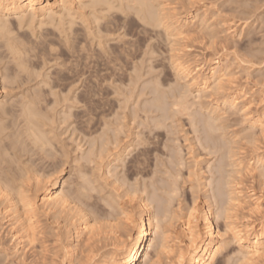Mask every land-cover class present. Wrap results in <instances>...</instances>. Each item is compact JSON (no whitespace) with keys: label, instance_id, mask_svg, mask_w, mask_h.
Returning <instances> with one entry per match:
<instances>
[{"label":"rangeland","instance_id":"rangeland-1","mask_svg":"<svg viewBox=\"0 0 264 264\" xmlns=\"http://www.w3.org/2000/svg\"><path fill=\"white\" fill-rule=\"evenodd\" d=\"M47 1L52 3L60 0L42 2L45 4ZM116 1H111L116 7L113 10L107 8L108 5L96 7L95 10L99 13L94 10L95 14L87 8L81 12L74 9L72 18L56 16L58 19L54 18V23V20L46 21L47 17H38L32 22L34 25L27 20V23L25 20L19 23L17 15L0 14L4 24H0V84H3V93L0 94L3 106L0 109V188L4 183L2 186L14 200L20 197L18 195H23L36 204L35 211L27 213L23 210V213L32 217L30 225L27 224L31 246L28 244L25 249L27 252L20 256L12 253L9 223L6 218L3 219L9 211L4 207L6 203L0 196V212L5 209L7 211L4 215L0 214V264H104L115 245L119 248L121 244L119 249L130 245L136 233V201L141 197L152 199L153 211H161L162 218L160 217L159 223L164 222L165 227L161 224L162 230L165 229V234H171L167 235L171 257L170 260H164L163 264H172L177 250L180 247L185 249L182 224L189 219L188 214L192 207H196L199 213L206 211L208 205L213 209H221H217L218 217L214 221L221 234L230 224L231 227L239 229L253 225L257 230L264 223V0H150L153 9L160 3L176 19L198 15L197 20L193 18L184 30V41H179V44L175 42L174 45H178L174 48L172 40V44L169 41L171 38L168 37L167 40L161 28L140 20L137 12L139 6L136 3L123 1L122 4L117 1V4ZM120 6L123 10L118 8ZM93 15L100 20L95 17L98 22H94ZM199 17L206 21L200 23ZM67 20H72V24H68ZM46 22L49 26L45 25ZM62 24L65 25L61 29L56 27ZM62 29L66 30V36ZM9 43L16 48L9 49ZM17 45L21 46L20 49ZM173 54H177L190 65L194 61L211 62L216 58L227 61L230 72L222 83L221 91L201 93L200 99L195 87L189 88L191 90L188 92L189 82L182 76L178 77L173 69ZM169 57H172V61ZM185 91L188 96L182 101L178 94L182 95ZM232 97H238L239 108L246 105L252 120L244 117L238 106L234 111L221 104V99L229 101ZM26 100L30 101L27 103ZM158 101L162 102V110L165 112H159L161 106ZM182 102L186 103V108ZM156 105L159 108H155ZM176 105H179L177 107L182 112L178 111ZM26 108H31L33 112L38 110L34 112L32 122L38 119L37 122L42 128L34 123L35 126L43 133L47 145L50 141L48 147L46 145L42 148L45 151L39 149L40 146L33 142L32 137L28 141L27 126L22 114ZM188 108L192 109L190 113ZM258 119L260 127L255 124ZM201 120L206 123L200 122ZM253 122L255 125H252ZM203 126L206 133L210 129L208 138ZM4 135L6 137H2ZM114 135L118 137L115 138ZM157 141L159 142L155 143ZM32 143L35 145L32 146ZM101 143L105 144L102 145L103 148ZM148 149L150 152L146 153L145 150ZM142 152L147 154H142L144 159L140 157ZM133 157L134 160L131 159ZM175 158L177 162H173ZM141 162H146V166L142 167L141 164L142 170ZM134 167H139L141 172L138 173V168L136 170ZM28 171L29 174L34 172V175L27 177ZM24 175L27 180L23 178ZM35 176L42 181L49 179L48 176L51 177L49 180L57 178V187L54 190L61 189L67 196L70 194L69 199L72 194L70 201L73 200L74 203L70 202L71 206H76L74 208L82 211L87 222L89 220V225L94 229L92 236H84L77 242L75 236L70 237L76 224L74 219L70 220L72 212L59 214L41 208L39 199L43 197L47 186L39 184L38 188L33 182L36 181L34 178L37 179ZM172 178L178 188L170 180ZM30 179L33 181L28 182ZM23 180L26 183H21ZM171 182L177 189L176 194H173L175 199L172 194H167L166 186L171 189ZM161 187H164L163 191ZM240 191L245 192L248 197L243 195L244 198H241ZM169 196L173 197L172 200H169ZM231 197L239 200V208L232 207L229 201ZM156 198L161 199L162 208ZM165 198L171 203H163ZM131 199L134 200L132 204L129 202ZM255 201L259 208L253 205ZM119 202L123 203L120 205ZM126 206L132 208L131 221H126L123 216L122 209ZM164 209L165 213H162ZM172 235H176V238L177 235L180 236L177 241L181 244ZM228 236L223 238L224 250L221 251L226 256L221 253L219 256L224 258V264H240L239 246ZM65 246L72 247V256L66 254ZM255 264H264V254Z\"/></svg>","mask_w":264,"mask_h":264},{"label":"bare ground","instance_id":"bare-ground-1","mask_svg":"<svg viewBox=\"0 0 264 264\" xmlns=\"http://www.w3.org/2000/svg\"><path fill=\"white\" fill-rule=\"evenodd\" d=\"M43 0H0V14H12V15H17L18 19H19V23H22L23 20H27L29 22H32L34 23V20L38 17H47V20L46 21H52L54 20V18H56V16H58L60 18V16L62 17H65V16H68V19H70L69 17H73L72 14H73V10L74 9H77L79 12H81V10L83 11V9H90V11H94L95 8H99L98 6H101L103 7V5H108L107 8H110V9H114L116 8L113 4H111L112 2L111 1H115V0H88V2H84L83 0H60V1H54L52 3L50 2H46L45 4H43L42 2ZM119 2H121L122 4L123 1L124 2H133L134 4L136 3V5L139 6V11L138 12V16L140 18V20H142L143 22L148 23L149 25H154L156 27H159L161 28L166 36H167V40H168V37L171 38L169 41L173 42V48L175 46H177L179 44V41H184V30L187 28V26L189 24H191V21L193 20V18H196L194 20H197V14L192 16L191 18H182V19H176V17L174 18L173 15L171 13H169L170 11L165 8L164 5H160V3L158 4V7L153 9V7L150 6V0H117ZM116 1V3H117ZM115 3V2H114ZM119 4V3H117ZM121 4V5H122ZM127 4V3H126ZM133 4V5H134ZM113 5V8L111 7ZM132 5V4H131ZM132 5V6H133ZM160 5V6H159ZM105 6V7H106ZM123 6V5H122ZM135 6V5H134ZM164 6V7H163ZM131 7V6H130ZM106 8V9H107ZM119 9L122 8L121 6L118 7ZM138 8V7H137ZM136 8V9H137ZM55 9H59L58 10H55ZM109 9V10H110ZM118 9V10H119ZM131 9V8H130ZM167 9V10H166ZM97 10V9H96ZM95 10V11H96ZM101 10V9H100ZM103 10V9H102ZM120 10H123L120 9ZM125 10V9H124ZM134 10V9H132ZM58 11V12H57ZM76 11V10H75ZM77 11V12H78ZM85 11V10H84ZM89 11V12H90ZM93 12L94 14L96 12ZM108 11V10H107ZM128 11V10H127ZM61 12H63V14H61ZM76 12V13H77ZM88 12V13H89ZM98 12V10H97ZM102 12V11H101ZM109 12V11H108ZM123 12V11H122ZM125 12V11H124ZM135 12V11H134ZM75 13V14H76ZM99 13V12H98ZM136 13V12H135ZM91 14V13H90ZM176 14V13H175ZM204 14H205V11H204ZM137 15V14H136ZM3 16V15H2ZM75 16V15H74ZM94 16V20H95V17L96 15H93ZM136 16V17H138ZM6 17V16H4ZM8 17V16H7ZM179 17V16H178ZM98 18V17H96ZM138 18V19H139ZM200 18V17H199ZM58 18H56L57 20ZM45 20V19H44ZM54 20L53 23L56 21ZM62 20V19H61ZM73 20H75L73 18ZM97 20H100L99 18ZM6 21V20H5ZM18 21V20H17ZM26 21V23H27ZM63 21V20H62ZM72 21V20H71ZM70 20L68 21L67 20V23L68 22H71ZM93 21V20H92ZM203 21H206V20H203L200 18V23H203ZM24 22V21H23ZM73 22V21H72ZM71 22V24H72ZM94 22H98V21H94ZM5 23V22H4ZM9 23V22H8ZM25 23V25H26ZM47 23V22H46ZM63 23V22H62ZM0 24L1 26H4L3 24V20L0 19ZM24 24V23H23ZM51 24V23H50ZM69 24V23H68ZM75 23H73L74 25ZM22 25V24H21ZM34 25V24H32ZM43 25V23H42ZM45 25H48L45 24ZM45 25L43 27H45ZM65 24H62L59 25L60 27L56 26L57 28H62ZM110 25V24H109ZM148 25V26H149ZM205 25V24H204ZM0 26V29L2 28ZM30 26V25H29ZM40 28L41 25L39 24L38 25ZM49 26V25H48ZM47 26V27H48ZM55 26V25H53ZM70 26V25H69ZM34 27V26H32ZM55 27V28H56ZM28 28V27H27ZM192 28V27H191ZM59 29V30H60ZM71 28L69 27V30ZM7 30V29H6ZM39 30V29H38ZM41 30V29H40ZM63 30V29H62ZM61 31V30H60ZM64 31V34L66 33L65 29L63 30ZM72 31V30H71ZM34 33V32H33ZM73 33V31H72ZM3 34V33H2ZM36 34V33H35ZM69 34V33H68ZM61 35V34H60ZM186 35V34H185ZM10 36V34H9ZM44 36V35H43ZM66 36V34H65ZM70 36V34L68 35ZM3 37V36H2ZM49 37V36H47ZM64 37V36H63ZM6 39V38H5ZM35 39V38H34ZM44 39V38H43ZM65 39V38H64ZM71 39V37H70ZM22 40V39H21ZM40 41V40H39ZM68 41V40H67ZM52 42V41H51ZM169 42V43H170ZM171 42V44H172ZM177 42L178 44L174 45V43ZM14 43V42H13ZM50 43V42H49ZM10 44V43H9ZM27 44V43H26ZM43 44L47 45V42H44ZM8 45V44H7ZM34 45V44H32ZM182 45V44H181ZM18 46V45H17ZM20 46V45H19ZM18 46V49H20ZM25 46V45H24ZM37 46V45H36ZM51 46V45H50ZM172 46V45H171ZM21 47V46H20ZM35 47V46H34ZM53 47V46H52ZM179 47V46H178ZM182 47V46H180ZM8 48L9 49H14L16 48V46H13V44L11 45H8ZM31 48V47H30ZM42 48V47H41ZM49 48V47H48ZM54 48V47H53ZM4 49V48H3ZM37 49V48H36ZM57 49V47H56ZM71 49V48H70ZM82 49V48H81ZM171 49V47H170ZM39 50V49H38ZM178 50V49H177ZM20 51V50H18ZM18 51H15V52H18ZM45 51V50H43ZM48 51V50H47ZM52 51V50H51ZM58 51V50H57ZM171 51V50H170ZM175 51V49L173 50ZM15 52H13L15 54ZM26 52V51H25ZM40 52V51H39ZM46 52V51H45ZM44 52V53H45ZM71 52V51H70ZM74 52V51H73ZM30 53V52H28ZM47 53V52H46ZM54 53V52H53ZM11 54V53H10ZM9 54V55H10ZM17 54V53H16ZM15 54V55H16ZM32 54V53H30ZM29 54V55H30ZM38 54V52H37ZM23 55V54H21ZM40 55V54H39ZM174 55V54H173ZM177 55V54H176ZM174 55V58L170 60L173 62V69L176 71V74H178V77L179 76H182V78L186 81H187V90L189 92V88L191 87H195V92H197V97L198 99H200V94L201 93H216L217 91H221V87L223 86V81L227 79V76H229V72L228 71V64H226V62L223 60V59H220V58H216V59H213L211 62L209 61H203V62H196L194 61L192 64L193 65H190V63L188 64V62L186 61H183L180 57H178V55L176 56ZM1 56V55H0ZM41 56V55H40ZM43 56V55H42ZM51 56V55H50ZM55 56V55H54ZM19 57V56H18ZM12 58V57H11ZM17 58V56H16ZM21 58V57H19ZM37 58V57H36ZM14 59V57H13ZM24 59V58H23ZM11 60V59H10ZM16 60L14 59V62ZM57 61V60H56ZM23 62H25L23 60ZM19 63V62H18ZM230 63V62H229ZM45 64V63H43ZM20 65V64H19ZM24 65V64H23ZM22 66V65H21ZM27 66V65H26ZM45 66V65H44ZM20 67V66H19ZM23 68V67H22ZM35 68V67H34ZM21 69V67H20ZM25 69V68H24ZM36 69V68H35ZM34 69V70H35ZM33 70V71H34ZM41 70V69H40ZM27 71V70H26ZM31 71V70H30ZM228 72V73H227ZM175 73V72H174ZM67 74V73H66ZM2 76V75H1ZM10 77V76H9ZM39 77V76H38ZM41 77V76H40ZM62 77V76H61ZM7 78V77H6ZM63 78V77H62ZM10 79V78H9ZM63 80V79H62ZM30 81V80H29ZM182 81V80H181ZM45 82V81H44ZM1 83V81H0ZM39 83V82H38ZM43 84V83H42ZM3 85V84H2ZM2 85L0 84V94L3 93L2 92ZM23 85V84H22ZM28 85V84H27ZM169 86V85H168ZM38 87V86H37ZM176 87V86H175ZM41 88V87H40ZM186 88V87H185ZM164 89V88H163ZM30 90V89H29ZM28 90V92H29ZM159 90V89H158ZM184 90V88H183ZM5 92V90H4ZM159 92V91H158ZM187 91L183 92L182 95L178 94V96H180L179 98L183 101L185 100L186 93ZM160 93H163V92H160ZM37 94V93H36ZM41 94V93H40ZM32 95V94H31ZM159 95H162V94H159ZM167 95V94H166ZM217 95V94H216ZM30 96V95H29ZM33 96V95H32ZM40 96V95H38ZM203 97V96H202ZM207 97V96H206ZM210 97V96H209ZM33 98V97H32ZM38 98V97H37ZM41 98V97H40ZM178 98V99H179ZM204 98V97H203ZM66 99V98H65ZM165 99V98H163ZM187 99V98H186ZM194 99V97H193ZM208 99V98H207ZM25 100V99H24ZM34 100H35V97H34ZM33 100V102H34ZM39 100V99H38ZM209 100V99H208ZM216 100V99H215ZM1 101V100H0ZM30 101V100H29ZM28 101V102H29ZM37 101V100H36ZM157 101V100H156ZM173 101V100H172ZM220 101V100H219ZM238 101V97H232L231 99H229V101L226 99H221V104L223 105H227L228 108L230 109H237V106L239 108V105L240 103L237 102ZM27 102V100H26ZM27 102V103H28ZM32 102V101H31ZM39 102H41L39 100ZM67 102V101H66ZM179 102V100H178ZM177 102V103H178ZM26 103V104H27ZM162 103V102H161ZM160 101H158V104H160V108L159 106L157 107V105L155 106V108H159V112L160 110L163 111L164 108H163V105H161ZM176 103V104H177ZM181 103V102H180ZM25 104V103H24ZM30 104V103H29ZM32 104V103H31ZM36 104V103H35ZM33 104V105H35ZM156 104V103H155ZM153 104V105H155ZM165 104V103H164ZM175 104V103H174ZM183 106L186 108L185 104L182 102ZM1 102H0V109L3 107L1 106ZM40 105V104H39ZM72 105V104H71ZM171 105V104H170ZM242 105V104H241ZM175 106V105H174ZM177 106L179 105H176V108H178ZM182 106V105H181ZM182 106V108L184 109V107ZM208 106V105H207ZM212 106V105H211ZM246 105L243 104L241 108H239V110L241 111L240 113L242 115H244V117H247V119L249 118V120L251 119V116H250V113L248 112L249 109L247 110L246 108ZM24 108V106H23ZM35 108V107H33ZM154 108V106H153ZM174 108V107H173ZM172 108V109H173ZM175 108V109H176ZM195 108V107H194ZM210 108V107H209ZM212 108V107H211ZM219 108V107H218ZM22 109V108H21ZM163 109V110H162ZM181 109V108H180ZM178 108V111L180 110ZM197 109V108H196ZM37 110V109H36ZM35 110V111H36ZM140 110V109H139ZM171 110V109H170ZM189 110V108H188ZM192 110V109H191ZM191 110H189L188 113L191 112ZM201 110V109H200ZM203 110V109H202ZM3 111V110H2ZM34 111V112H35ZM38 111V110H37ZM154 111H156L154 109ZM168 111V110H167ZM172 111V110H171ZM169 111V113L171 112ZM177 111V113H178ZM211 111V110H210ZM4 112V111H3ZM12 112V111H10ZM33 110L31 108H26V110L22 111V114L25 118V124L27 126V133H28V141H29V138L32 137L33 138V142L37 145L40 146L39 149H42L44 146L47 145V140L45 139L44 135L42 132H39L40 130L38 126H40V123L38 124L37 120L36 122L34 121L35 124H38V128L35 126V124L32 122V119L35 117V114H34ZM158 112V111H157ZM165 112V111H163ZM162 112V113H163ZM179 112H182V111H179ZM184 112V111H183ZM195 112V111H194ZM208 112V111H207ZM5 113V112H4ZM9 113V112H8ZM14 113V111H13ZM37 113V112H36ZM168 113V114H169ZM18 114V112H17ZM39 114V113H38ZM47 114V113H46ZM151 114V113H150ZM166 114V115H168ZM176 114V113H175ZM185 114V113H184ZM192 114V113H191ZM212 114V113H211ZM41 115V114H40ZM67 115V114H66ZM164 115V114H163ZM180 115V114H179ZM187 115V114H186ZM17 115H15L16 117ZM21 116V115H20ZM182 116V115H181ZM188 116V115H187ZM185 116V117H187ZM191 116V115H189ZM162 117V115H161ZM165 117V116H164ZM171 117V116H170ZM173 117V116H172ZM6 118V117H5ZM17 118V117H16ZM21 118V117H20ZM40 119V117H38ZM176 118V117H175ZM192 118V117H191ZM194 118V117H193ZM192 118V119H193ZM22 119V118H21ZM190 119V118H189ZM208 119V118H206ZM205 119V121H206ZM6 120V119H5ZM13 120V119H12ZM15 120V119H14ZM46 120V119H45ZM147 120V119H146ZM171 120V119H170ZM204 120V119H203ZM209 120V119H208ZM211 120V119H210ZM209 120V121H210ZM248 120V121H249ZM252 120V119H251ZM17 121V120H16ZM41 121V119L39 120ZM48 121V120H46ZM193 121V120H192ZM204 121V122H205ZM257 122H253L252 125H257L260 127L261 123H259V119L256 120ZM3 122V121H2ZM171 122V121H170ZM194 122V121H193ZM202 122V120L200 121ZM199 122V123H200ZM202 122V123H204ZM208 122V121H207ZM192 123V122H191ZM196 123V122H195ZM206 123V122H205ZM255 123V124H254ZM17 124V122H16ZM46 124V123H45ZM44 124V125H45ZM160 124V123H158ZM174 124V123H173ZM156 125H157V122H156ZM163 125V124H162ZM201 125V124H200ZM203 125V124H202ZM207 127L209 126V124H206ZM212 125V124H210ZM9 126V124H8ZM17 126V125H16ZM105 126V125H104ZM158 126V125H157ZM173 126V125H172ZM195 126V124H194ZM205 126V125H204ZM204 126L202 127V129L204 128ZM213 126V125H212ZM221 126V125H220ZM223 126V125H222ZM15 127V126H14ZM23 127V126H22ZM41 127V126H40ZM114 127V126H113ZM149 127V126H148ZM159 127V126H158ZM219 127V126H218ZM255 127V126H254ZM263 127V126H261ZM18 128V127H17ZM42 128V127H41ZM44 128V127H43ZM117 128V127H116ZM120 128V127H119ZM154 128V127H153ZM156 128V127H155ZM193 128V127H192ZM211 128V127H210ZM213 128V127H212ZM13 129V128H11ZM118 129V128H117ZM122 129V128H121ZM152 129V128H151ZM161 129V125H160V128ZM2 130V129H0ZM44 130V129H43ZM46 130V129H45ZM104 130V129H103ZM115 131V129H113ZM119 130V129H118ZM158 129H156L155 131H157ZM195 130V129H193ZM210 129H208L209 131ZM213 130V129H212ZM218 130V129H217ZM153 131V130H152ZM203 131H205V134L207 135L206 133V129ZM9 132V131H8ZM19 132V131H18ZM24 132V130H23ZM26 132V130H25ZM46 132V131H45ZM113 132V131H112ZM156 132H154V135H156ZM211 132V131H210ZM20 133H21V130H20ZM159 133V132H158ZM225 133V132H224ZM213 134V133H212ZM21 135V134H20ZM48 135V134H47ZM153 135V136H154ZM25 136V135H24ZM51 136V135H50ZM103 136V135H101ZM109 136V135H108ZM115 138L116 136L118 137V135H114ZM113 136V137H114ZM152 136V137H153ZM2 137H6V135L2 136ZM104 137V136H103ZM149 138V136H147ZM155 137V136H154ZM196 137V135H195ZM201 137V136H200ZM210 137V136H209ZM221 137V136H220ZM1 138V137H0ZM16 138V136H15ZM206 138H208V135L206 136ZM225 138V137H224ZM5 139V138H4ZM24 139V138H23ZM235 139V138H234ZM15 140H18V139H15ZM110 140V139H109ZM114 141V139H111ZM227 140V139H226ZM8 141V140H7ZM14 141V140H13ZM12 141V142H13ZM49 141V140H48ZM209 141V139H208ZM236 141V140H234ZM32 142V141H31ZM50 142V141H49ZM48 142V145H50V143ZM107 142V140H106ZM111 142V141H110ZM116 142V140H115ZM118 142V141H117ZM159 141L155 142V143H158ZM201 142V141H200ZM3 143V142H2ZM19 143V141H18ZM23 143V141H22ZM100 143V142H99ZM170 143V142H169ZM21 144V142H20ZM24 144V143H23ZM31 144V143H30ZM34 144V145H35ZM110 144H113V143H110ZM119 144V143H118ZM148 144V143H147ZM17 145V144H16ZM15 145V146H16ZM33 143H32V146H34ZM47 145V147H48ZM79 145V144H78ZM102 145H105V144H102L101 143V148ZM109 145V144H108ZM117 145V143L115 144ZM122 145V144H121ZM169 145V144H168ZM15 146H14V149H15ZM27 146V144H26ZM129 146V145H128ZM11 147V145H10ZM80 147V146H79ZM105 148H107L106 146H104ZM117 147V146H116ZM124 147H127L124 146ZM145 147V146H144ZM179 147V146H177ZM203 147V146H202ZM3 148V147H2ZM5 148V147H4ZM46 148V147H45ZM176 148V147H175ZM205 148V147H204ZM207 148V147H206ZM35 149V148H34ZM116 149V148H114ZM202 149V148H201ZM17 150V149H16ZM32 150V149H31ZM110 150V149H109ZM108 150V151H109ZM124 150V149H123ZM130 150V149H129ZM177 150V149H176ZM229 150V149H228ZM28 151V150H27ZM33 151V150H32ZM42 151H45L42 149ZM79 151V150H78ZM101 151V150H100ZM105 151V155H106V150ZM119 151V150H118ZM147 151L146 153H148L149 149L148 150H145ZM175 151V150H174ZM214 151V150H212ZM29 152V151H28ZM38 152V151H37ZM40 152V150H39ZM121 152V151H120ZM129 152V151H128ZM144 152V151H143ZM143 152L141 153V155L143 154ZM150 152V151H149ZM178 152V151H177ZM47 153V152H46ZM56 153V152H55ZM64 153V152H63ZM73 153V152H72ZM82 153V152H81ZM94 153V152H93ZM96 153V152H95ZM98 153V152H97ZM166 153V152H165ZM182 153V152H181ZM2 154V153H1ZM19 154V153H18ZM25 154V153H24ZM44 154V152H43ZM91 154V153H90ZM103 154V153H102ZM127 154V152H126ZM7 155V154H6ZM64 155V154H63ZM82 155V154H81ZM87 155V154H86ZM94 155V154H93ZM96 155V154H95ZM137 155V154H136ZM144 156L147 155V154H143ZM140 156L141 158L143 157ZM179 155V154H178ZM218 155V154H217ZM44 156V155H42ZM69 156V155H68ZM100 156H101V153H100ZM114 156V155H113ZM118 156V155H117ZM230 157V155H228ZM232 156V155H231ZM6 157V156H5ZM32 157V156H31ZM102 157V156H101ZM136 157V156H135ZM174 157V156H173ZM54 158V157H53ZM100 157H98L99 159ZM117 158V157H116ZM120 158V157H119ZM180 158V156H179ZM217 158V157H215ZM43 160V158H41ZM47 159V158H46ZM83 159V158H82ZM124 159V158H123ZM131 159H135L134 157L131 158ZM138 159V158H136ZM144 159V157L142 158ZM220 159V158H219ZM41 160V161H42ZM45 160V159H44ZM71 160V159H70ZM78 160V159H77ZM101 160V159H100ZM98 160V161H100ZM103 160V159H102ZM117 160V159H116ZM141 160V159H139ZM174 161L173 162H177L175 161V159H173ZM178 160V159H177ZM214 160V159H213ZM25 161V160H24ZM89 161V160H87ZM131 161V160H130ZM129 161V162H130ZM142 161V160H141ZM145 161V160H144ZM180 161V160H179ZM46 162V161H45ZM81 162V161H80ZM91 162H93L91 160ZM90 162V163H91ZM97 162V161H96ZM136 162H138L139 164V161L137 160ZM135 162V163H136ZM38 163V162H37ZM65 163V162H64ZM184 163V162H183ZM81 164H84V163H81ZM133 164V163H131ZM141 164H142V167L143 165L146 164L145 163H140V169H141ZM179 164V162L177 163ZM176 164V165H177ZM211 164V163H210ZM217 164V163H216ZM219 164V163H218ZM8 165V164H7ZM24 165V164H23ZM46 165V164H45ZM91 165V164H90ZM31 166V165H30ZM74 166V165H73ZM85 166V164H84ZM108 166V165H107ZM123 166V165H122ZM138 166V165H136ZM146 166V165H145ZM144 166V167H145ZM124 167V166H123ZM177 167V166H176ZM213 167V166H212ZM30 168V167H29ZM34 168V166H33ZM81 168V167H80ZM132 168V167H131ZM136 167H134L135 169ZM138 168V173L141 172V170L143 169H139ZM136 168V170H137ZM179 168V167H178ZM182 168V167H180ZM216 168V167H215ZM43 169V167L41 168ZM75 169V167H74ZM79 169V168H78ZM133 169V168H132ZM176 169V168H175ZM211 169V168H210ZM33 170V169H32ZM40 170V169H39ZM60 170V169H59ZM108 170V169H107ZM111 170V169H110ZM140 170V171H139ZM167 170V169H166ZM216 170V169H215ZM22 171V169H21ZM34 171V170H33ZM37 171V170H35ZM42 171V170H41ZM47 171V170H46ZM80 171V170H79ZM179 171V170H178ZM13 172V171H12ZM11 172V173H12ZM110 172V171H108ZM154 172V171H153ZM169 172V171H168ZM217 172V171H216ZM22 173V172H21ZM31 173L33 174L34 172L31 171ZM42 173V172H41ZM137 173V172H136ZM10 174V173H9ZM26 174V172H25ZM28 176L29 175H32V174H29V171H28ZM79 174V173H78ZM168 174V173H167ZM11 175V174H10ZM16 175V174H15ZM34 175V174H33ZM36 175V174H35ZM38 175V174H37ZM111 175V174H110ZM171 175V174H170ZM26 175L23 176V178L25 177ZM47 176V175H46ZM45 176V177H46ZM114 176V175H113ZM214 176V175H213ZM19 177V176H17ZM27 177H25V180H27ZM36 177V176H35ZM45 177H44V180H45ZM173 177V176H171ZM34 178V177H33ZM37 179L34 178V180L36 181H33L32 179L28 180V182L30 181H33L35 182L34 184H36V186L38 185V188H39V184H41L40 186L42 185H46V189L44 188V186L42 188L45 189V193L43 195V197H41L40 200V204H41V208L45 211H52V213L54 211L58 212L59 214H62L64 212H72V215H71V221L74 219V222H76L75 226H74V231H72L73 233H71L70 237L71 236H75V238L77 239V242H79L81 239H83L82 237L84 236H87L89 238V236H92L93 234V230L91 228V226L89 225V220L87 222L86 220V217L84 214H82V211H79L78 208H74L71 206V203L73 202V200L70 201V199L72 198V194H71V198L69 199V195L67 196L63 190L60 189V191H55L54 189L57 187V178H54V179H51L49 180L51 177L48 176L49 179L45 180V181H42L40 179H38V177H36ZM41 179H43V177L40 176ZM47 178V177H46ZM167 178V177H166ZM240 178V177H239ZM4 179V178H3ZM19 179V178H17ZM16 179V180H17ZM8 180V179H7ZM6 180V181H7ZM22 180V179H21ZM23 180L22 182L21 181H17L18 183L21 182L24 184V181ZM49 180V181H48ZM116 180V179H114ZM118 180V179H117ZM169 180V179H168ZM172 180V182L174 181L175 182V179L172 178L170 179ZM13 181V180H12ZM11 182V181H10ZM32 182V183H33ZM171 182V183H172ZM209 182V181H208ZM226 182V181H225ZM229 182V181H228ZM20 183V184H21ZM26 183V181H25ZM9 184V183H8ZM13 184V183H11ZM15 184V183H14ZM89 184V183H88ZM173 184V183H172ZM230 184V183H229ZM4 185V183L2 184ZM2 188H0V196L1 198L5 201L4 203H6V206L4 207H7L8 208V213H6L7 211L5 210H1L0 214H5V217H3V219H7V222L9 223V230H10V233H11V241H10V245L12 243V250L14 254H19L20 256L25 254V251L27 252L26 247L27 245L29 244L31 246V239L29 237V233L27 232V226L30 225L29 223L32 221V217H30L29 215H26V213H23V210H26L27 213H30L31 211H35V207H36V204L34 202H32L31 200L28 199V197L26 198L25 196L23 197V195H18L20 197L17 198V200H14L13 196H11L6 190V188L4 186H2ZM6 185V184H5ZM19 185V184H18ZM17 185V186H18ZM32 185V184H31ZM153 185V184H152ZM170 185V184H169ZM175 185H176V182H175ZM8 187V185H6ZM10 186V185H9ZM35 186V187H36ZM90 186V185H89ZM88 186V187H89ZM174 186V184L172 185V187ZM178 185H176V188ZM211 186V185H210ZM12 187V185H11ZM21 187V186H20ZM85 187V185H84ZM146 187V186H145ZM156 187V186H155ZM171 189H169L168 186H166V188H168V192H167V189L165 192H167L168 195L170 194H176V188L173 187ZM220 187V185L218 186V188ZM229 187V186H228ZM240 187V185H239ZM15 188V186H14ZM23 188V187H22ZM37 188V187H36ZM157 188V187H156ZM162 188V187H161ZM10 189V188H9ZM20 189V188H19ZM140 189V188H138ZM164 187L162 188V191H163ZM211 189V188H210ZM228 189V188H227ZM230 189V188H229ZM18 190V188H17ZM21 190V189H20ZM26 190V189H25ZM73 190V189H72ZM76 190V189H75ZM91 190V189H90ZM89 190V191H90ZM127 190V189H126ZM137 190V189H135ZM68 191V190H66ZM71 191V190H70ZM74 191V190H73ZM82 191H85V190H82ZM114 191V190H113ZM134 191V190H133ZM139 191V190H137ZM219 191V189L217 190ZM15 192H19V191H15ZM14 192V193H15ZM21 194H22V191H20ZM27 192V191H26ZM135 192V191H134ZM145 192V190H144ZM208 192V191H207ZM206 192V193H207ZM83 193H86V192H83ZM146 193V192H145ZM159 193V192H158ZM210 193V192H209ZM222 193V191H221ZM228 193V192H227ZM234 193V192H233ZM13 194V193H11ZM117 194V192H116ZM134 194V193H133ZM137 194V193H136ZM174 194V195H175ZM212 194V193H211ZM229 194V193H228ZM240 194H241V198L243 197V195H245L246 193L243 192V191H240ZM15 195V194H14ZM135 195V194H134ZM157 195V194H156ZM163 195H166L163 194ZM173 195V197H174ZM208 195V194H207ZM225 195V193H224ZM230 195V194H229ZM76 196V195H75ZM74 196V197H75ZM141 196V195H140ZM228 196V195H227ZM234 196V195H233ZM247 196V195H245ZM15 197V196H14ZM73 197V198H74ZM120 197V196H119ZM144 197V196H143ZM146 197V196H145ZM165 197V196H164ZM171 196H169L168 198H170ZM169 199V200H172V198ZM239 197V198H240ZM248 197V196H247ZM0 198V199H1ZM167 198V197H166ZM165 198V199H166ZM167 198V199H168ZM176 198V196L174 197V199ZM244 198V197H243ZM118 199V198H117ZM164 200L163 203H165L166 201H169V200ZM120 201V199H118ZM152 200V199H151ZM150 199L148 198H138L137 201H136V233L135 235L132 237L131 239V243L129 246H121L122 250L119 249L120 248V245L119 244V248L118 246L115 245L114 247V244H113V247H114V250L106 257L105 261H104V264H137V263H143V264H163L164 260H170V257H169V254H170V248L171 246L169 245V236H167L169 233V231L167 232L168 234H165V229L164 231L162 230L161 228V224L163 226V223H159L160 222V217H161V211H159V213H155L153 211V207L151 206V201ZM156 200L158 201L159 199L156 198ZM161 200V199H160ZM159 200V201H160ZM209 200V199H208ZM228 200V199H227ZM114 201V200H113ZM123 201V200H121ZM156 201V203H157ZM215 201V200H214ZM230 203H232V207L233 208H239L240 206V202L237 198H230L229 199ZM71 202V203H70ZM130 203L134 202V200H130L129 201ZM153 202L155 203V200H153ZM170 202V201H169ZM207 202V200H206ZM210 202V201H209ZM74 203V202H73ZM80 203V202H79ZM103 203V202H102ZM123 202H119V204L121 205ZM131 203V204H132ZM155 203V204H156ZM168 203V202H167ZM171 203V202H170ZM258 202H253V205L256 207L258 204ZM2 204V203H1ZM118 204V205H119ZM158 204V203H157ZM162 204V202L160 201V203L158 204L159 206ZM39 205V204H38ZM75 205V204H73ZM227 205V204H226ZM231 205V204H229ZM162 206V205H161ZM160 206V207H161ZM193 206V205H192ZM196 206V205H195ZM108 207V206H107ZM106 207V208H107ZM172 207V206H171ZM218 206H216L217 208ZM230 207V206H229ZM228 207V208H229ZM258 207V206H257ZM81 208V207H80ZM83 208V207H82ZM159 208V207H158ZM162 208V207H161ZM165 208V207H164ZM167 208V207H166ZM215 208V207H214ZM225 208V207H224ZM227 208V209H228ZM259 208V207H258ZM132 208L126 206L123 210V216L124 218L126 219V221H131L132 218H133V213H132ZM218 209V208H217ZM217 209H213L212 207H210L208 205L207 207V210L206 211H202L201 213H199L198 209H196V207H192L191 210H190V213L188 214L189 215V219L185 220V222L182 224V236L185 238V242L183 243V245L185 246V249H181V247L179 248V250H177V254H176V258L174 259L175 261L172 262V264H222V255H220L222 249L224 250L223 246H224V243H223V238L225 235H229V237H231L234 242H236L239 246V256H240V264H255V262H257L258 260H260L262 258V255L264 254V223L260 224L259 225V229L255 230L254 229V226L252 225L251 227L249 226H246V227H243L241 229H239L238 227L236 228H233V226L231 227V224L230 226L227 225L226 226V231L221 234L220 231L218 230L217 226H215V220L216 218L218 217L217 216ZM232 209V208H230ZM22 210V211H21ZM157 210V209H156ZM161 210V209H160ZM218 210H221V209H218ZM225 210V209H224ZM223 210V211H224ZM30 211V212H28ZM120 211V210H119ZM165 209L163 210L162 213H165L164 212ZM169 212V211H168ZM220 212V211H219ZM174 213V212H173ZM34 214V213H32ZM168 214V213H167ZM55 215V213H54ZM173 215V214H172ZM176 215V214H175ZM227 215H228V211H227ZM170 216V215H169ZM220 216V215H219ZM69 217V216H68ZM228 217V216H227ZM231 217V216H230ZM162 218V217H161ZM172 218V217H171ZM169 219V217H168ZM219 219V218H218ZM225 219V218H224ZM227 219V218H226ZM66 220V219H65ZM69 220V218H68ZM172 220V219H171ZM229 221V219H228ZM71 223V224H74ZM170 222V221H169ZM217 222V221H216ZM227 223V222H226ZM225 223V224H226ZM28 224V225H27ZM169 224V223H168ZM224 224V225H225ZM166 226V225H165ZM8 228V227H7ZM30 228V226H29ZM163 228H165L163 226ZM31 229V228H30ZM33 229V228H32ZM68 229V228H67ZM167 230V229H166ZM30 231V230H29ZM256 231V232H255ZM32 234V233H31ZM68 234V232H67ZM100 234V233H99ZM102 234V233H101ZM104 234V233H103ZM171 235V234H169ZM96 236V235H94ZM176 235H172L171 237L174 238ZM181 236V237H182ZM35 237V235H34ZM68 237V236H67ZM105 237V236H104ZM179 237L180 239V236L177 235V238ZM182 237V238H183ZM9 238V239H10ZM175 237V240H179ZM105 240V239H104ZM172 240V239H171ZM68 242V241H67ZM74 242V241H73ZM99 242V240H98ZM118 242V241H117ZM178 243H180V241H177ZM176 242V243H177ZM225 242V240H224ZM174 243V242H173ZM100 244V243H99ZM171 244V242H170ZM175 244V243H174ZM181 244V243H180ZM179 244V245H180ZM230 244V243H229ZM75 245V244H74ZM227 245V244H226ZM77 246V245H76ZM174 245H172L173 247ZM66 247V254L67 255H71L72 256V247L71 246H65ZM28 248V247H27ZM176 248V247H175ZM173 249V248H172ZM172 251V250H171ZM109 253V252H108ZM176 253V252H175ZM237 253V252H236ZM223 254V253H221ZM225 254H223L224 256ZM228 255V254H227ZM235 255V254H234ZM65 256V255H64ZM226 256V255H225ZM17 257V255H16ZM70 257V256H69ZM174 257V255H173ZM230 257V256H229ZM233 257V256H232ZM105 258V257H104ZM227 258V257H226ZM236 258V257H235ZM229 260V259H228ZM232 260V259H231ZM23 261V260H22ZM230 261V260H229ZM166 262V261H165ZM170 262V261H169ZM225 262V260H224ZM223 262V264H224ZM171 263V262H170ZM231 263V261L229 262ZM227 264V263H226Z\"/></svg>","mask_w":264,"mask_h":264}]
</instances>
